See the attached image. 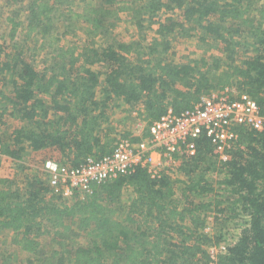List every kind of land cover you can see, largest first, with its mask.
I'll use <instances>...</instances> for the list:
<instances>
[{
  "label": "trees",
  "instance_id": "1",
  "mask_svg": "<svg viewBox=\"0 0 264 264\" xmlns=\"http://www.w3.org/2000/svg\"><path fill=\"white\" fill-rule=\"evenodd\" d=\"M14 3L9 40L22 31L25 42L40 43L29 55L25 44L0 42L4 157L23 163L50 149L77 167L89 155L109 154L114 134L136 143L169 108L179 114L226 88L251 96L264 116V2L92 0L81 11L68 0ZM162 10L178 13L155 20ZM128 13L131 40L114 31ZM144 21L157 24L150 40ZM79 22L90 26L79 33ZM69 35L71 43L60 44ZM189 40L193 48L178 61L172 49ZM45 48L53 57L38 67L32 59ZM214 48L218 55H206ZM120 113H135L145 133L118 129ZM11 120L19 125L6 131ZM234 133L226 160L201 133L195 153L176 156L173 167L155 175L136 167L70 199L45 184V171L26 175L22 186L0 178V229L13 235L22 264H208L207 246L224 240L205 231L206 217L219 213L227 221L228 210L247 220L216 264H264V128L237 126ZM0 264H9L5 253Z\"/></svg>",
  "mask_w": 264,
  "mask_h": 264
},
{
  "label": "built area",
  "instance_id": "2",
  "mask_svg": "<svg viewBox=\"0 0 264 264\" xmlns=\"http://www.w3.org/2000/svg\"><path fill=\"white\" fill-rule=\"evenodd\" d=\"M237 126L251 130L264 128V116L258 103L248 94L230 92L228 88L214 91L179 114L169 108L147 127L146 137L136 143L120 138L113 150L103 157L89 155L77 167L49 160L45 170L47 184L54 193L70 199L75 194L88 192L93 182H104L136 167H146L155 175L161 168L176 164L177 157L193 155L195 140L201 133L210 139L219 159L226 160L234 149ZM154 154L159 155L157 161L153 159ZM0 159L9 160L1 154ZM213 217L212 214L206 219L210 221ZM205 231L209 232V228L205 227ZM228 243L222 241L207 246L208 264H216L218 254L226 251Z\"/></svg>",
  "mask_w": 264,
  "mask_h": 264
},
{
  "label": "rangeland",
  "instance_id": "3",
  "mask_svg": "<svg viewBox=\"0 0 264 264\" xmlns=\"http://www.w3.org/2000/svg\"><path fill=\"white\" fill-rule=\"evenodd\" d=\"M25 1V0H23ZM70 3L68 5H71L70 7L74 9L75 11H81L82 6L86 2H90L92 0H68ZM94 1V0H93ZM133 4H140L142 0H129ZM261 2H264V0H259ZM23 3V2H22ZM21 3V5H22ZM18 6V4L14 3V0H0V42L7 44H13L16 42L18 45L25 44V48L27 49V53L31 55L34 53V49L37 48V46L40 43V39L38 37H32L27 42L24 40V32L19 31L14 41H10L8 38V30L9 25L7 23L6 17L11 14L13 9H15ZM62 10H65L63 7ZM178 11H160L157 13L155 20L157 19H163L165 16L171 15V14H177ZM132 13L123 14L118 21L116 28H114L118 35L125 37L126 39L131 40L135 36L134 32V26L129 22L130 21V15ZM79 27L78 31L79 33H83L82 30H80V27L83 26L85 28H88L90 26V22L87 23H74ZM73 24V25H74ZM57 26H60L61 29V22H57ZM157 27V24L154 23L152 26L149 27L147 21H144V28L147 31V39L150 40L151 36L153 35L154 29ZM134 32V34L132 33ZM132 33V34H131ZM82 35V34H81ZM72 36L69 35L66 37V39H63L60 44H70ZM119 38V36H117ZM193 48V41H181L176 46H174L173 56L178 60L181 61L182 59L186 58V53H188L189 49ZM219 49V48H218ZM217 48L212 49L210 52L206 53V55L214 54L218 55L220 50ZM53 57V53L48 48H45L44 50L40 51L38 54H36L33 57V63L37 65L38 67H42L46 63H49L50 59ZM119 122V125L117 126L118 129H122V131H129L131 136H142L146 131V124L142 122L139 118L136 117V114L133 113L132 116L125 118V115L123 113H120L118 115V118L115 120ZM19 123L15 122L13 120L10 121L8 125V130H12L14 127L18 126ZM5 131V132H6ZM7 134V132H6ZM122 135L120 134H114V138L116 139L113 143H115L118 139H120ZM135 143V142H134ZM59 160V155L54 150H43L35 154H27V156L24 157L23 163L17 162L15 160H3L0 163V178H7L14 181V183L17 186H22L24 177L26 175H31L36 173L37 175L40 174L39 171H45L46 170V164L49 160ZM158 160V159H157ZM171 167V166H170ZM173 167V166H172ZM45 177V175H43ZM47 179V177H46ZM47 184V182H45ZM48 185V184H47ZM82 194V193H80ZM213 214V219L210 221H207L206 227L209 228V232L211 234H223L222 240L230 242L231 237H233L236 233V227L244 224V221L247 220V217L245 215H242L241 213L237 212L236 215H229V211L226 210L222 214L226 216L225 219L228 218V220L223 221L221 214L217 213H209L208 216H211ZM219 216V219H216L215 216ZM207 216V217H208ZM13 235L10 231L5 229H0V254L4 255L6 260L9 264H22L23 262H20L21 256H17L16 251L14 250V244L12 241ZM227 239V240H226ZM78 242H83V239H78ZM7 250V251H6Z\"/></svg>",
  "mask_w": 264,
  "mask_h": 264
},
{
  "label": "crops",
  "instance_id": "4",
  "mask_svg": "<svg viewBox=\"0 0 264 264\" xmlns=\"http://www.w3.org/2000/svg\"><path fill=\"white\" fill-rule=\"evenodd\" d=\"M153 159H154L155 161H157V159H159V155H158V154H154V155H153Z\"/></svg>",
  "mask_w": 264,
  "mask_h": 264
}]
</instances>
